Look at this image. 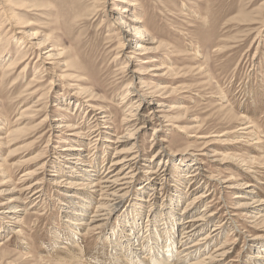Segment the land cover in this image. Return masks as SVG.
<instances>
[{
    "label": "rangeland",
    "instance_id": "374dc122",
    "mask_svg": "<svg viewBox=\"0 0 264 264\" xmlns=\"http://www.w3.org/2000/svg\"><path fill=\"white\" fill-rule=\"evenodd\" d=\"M5 4V14L0 16V204L19 195L25 185L39 182L43 177L45 181L44 196L39 201L31 203L26 198L29 194L25 193L15 205L9 204L15 209L28 207L27 212L2 219L5 208L0 206V264H87L89 260L94 264L107 263L112 233L114 237L123 234L124 238L128 233L127 228L122 232L118 230L123 210L135 204L147 205L150 210V202H139V194L147 192L137 189L146 181L142 171L157 170V166L168 170L165 185L157 189L155 196L159 197H154L157 207H165L181 193L184 199L176 211L178 216L188 218L190 215L181 214L184 203L194 194H210L195 205L200 213L209 204L222 222V228L214 233L208 245L211 250L224 242L232 247L230 256L217 264H251L258 250L248 244L255 237L264 242V223H255V209L243 208V203L250 201L239 196L243 188L231 189L227 187L229 183L222 184V181L233 179L238 184L250 183L253 186L249 189L254 188L258 193L254 198L264 200V0H6ZM128 4H135L136 9L133 14L125 13L124 21L131 23L133 16H137L149 33L147 39L153 40L149 45L142 44L151 51L146 55H139L141 52L134 50V44L122 37L118 23ZM4 16L15 21L13 27L9 23L1 25ZM23 31L37 35L35 42L41 43L47 38L52 41L54 49L45 50L43 56L65 51L66 57L55 69L50 67L58 63L53 57L38 61L39 52L24 49L19 42ZM44 65L52 71L44 73ZM125 65H129V70L131 67L135 68L133 70L164 67V70L145 74L140 82H135L136 88L131 89L134 94L138 91L155 94V100L165 102V108L157 109L166 116L160 128L162 132L154 137L158 124L153 122L141 133L136 145L147 164L163 146L173 154V160L169 159L166 165H158L157 161L150 167L141 166L130 196L125 198L108 225L99 231L81 229L72 225L67 212L69 208H82L87 198L88 215H92L99 201L98 193L91 194L92 190L79 186L72 200L65 196L68 188L63 186L66 184L56 186L52 178L67 180V171L62 169L67 156L62 148L66 145L78 147L80 141H85L83 148L89 157V169L97 167L98 172L109 167L116 147L118 150L132 148L133 140L115 145L128 128V125L123 126L129 112V105L123 103L129 83L125 78ZM39 70L41 73L36 74ZM61 76L68 79L59 80ZM82 88L93 93L112 121L108 124L110 128L103 126L98 142L92 140V126L87 125L91 109L64 101L76 100ZM137 95L131 97H134L133 105L137 104ZM64 105H69L71 113L61 112ZM142 108L143 116L152 110L148 103H143ZM47 114L57 119H62L60 115L70 117L65 120L76 124L82 134L56 133L49 144L52 129L43 121ZM244 126L250 127L222 138H203ZM72 134L80 140L73 139ZM154 139L157 141L153 142ZM204 149L207 156H197ZM40 154L52 161L58 159L60 167L49 164L44 169L45 176L26 179L25 174L37 173L41 164H26V160ZM199 158L204 163L202 176H206L203 180L207 178L208 187L196 189L183 182L187 181L185 177L191 168L188 165ZM96 184L101 182L96 181ZM84 192L89 193L86 198ZM150 194L149 190L145 196L150 198ZM136 211H127L126 218H132ZM145 216H141L144 224ZM213 227L214 222H210L192 240L209 233ZM178 231L181 234L180 229ZM74 239L78 240L82 252L75 248V252L80 253L73 258L67 256V252L75 245ZM61 245L66 249L59 250Z\"/></svg>",
    "mask_w": 264,
    "mask_h": 264
},
{
    "label": "bare ground",
    "instance_id": "6f19581e",
    "mask_svg": "<svg viewBox=\"0 0 264 264\" xmlns=\"http://www.w3.org/2000/svg\"><path fill=\"white\" fill-rule=\"evenodd\" d=\"M117 2H122V0H117ZM5 3H6V0H0V12L1 10L4 9L5 7L4 5H6ZM135 9H136L135 4H128V6H126L122 11V16L119 19L120 22L118 23V25L121 28L123 39L130 43H133L135 46L133 47L134 50L141 52L139 53V55L140 54L142 55V53L143 54L145 53L144 55H146V52H151V51H149L148 47H143L142 44L149 45L150 43L153 42V40L149 38L147 39V37H149V33L140 24L142 22L141 19H138L137 16H133L134 18L131 20V23H128L124 21V17H123L125 13L133 14V11ZM4 14H5V11L3 10L2 13H0V16L2 17V15ZM12 21L13 20L10 21V19H8L7 16H4V18L2 19L1 25L5 26L7 23H9V25L13 27L12 23H14L15 21L13 22ZM18 24H19V21H18ZM21 34H22V38L19 39L20 40L19 42H21L22 47H24V49L25 47H28L29 50L38 51L39 52L38 61L41 62V61L50 59V57L51 58L53 57L54 59L58 60V63H54V64L52 63V66L50 65V63H48V65H50L52 69L53 68L55 69L56 64H59V62H62L63 61L62 59L66 57L65 51H59L58 54H54V55L47 54L48 56L46 57L43 56V55H46L44 53L45 50L54 49L53 48L54 45H52V41H50L49 38H47V40L44 42H41V43L35 42L37 40V35L35 34L28 35L29 33L27 32L25 33V31H23ZM116 58H119V57H116ZM136 61L137 63L143 62L141 60H136ZM42 67L44 68V73L52 71L50 67H47L46 65ZM129 68H130L129 65H125L124 67L125 69L124 73L127 74L125 75V78L129 80V83H128V89H127L128 94L126 95L123 101L125 105L126 104L129 105L128 106L129 109L127 107L129 112L126 114V117L124 118L125 120H123V126L128 125V128L126 130L127 132L125 133V136H123L121 140L119 139V141H116L115 145L122 144L123 142L129 143V142H132L133 140L134 144L132 148H129L126 150H118V147H116L114 155L111 157V159H109L110 160L109 167L104 172H101V171L98 172L96 169L97 167H93L92 169H89L91 168L89 159H88L89 157L87 156V154H85V149L83 148L85 141H80L79 143L80 146L78 147L66 145L65 147L62 148V152H65V155H67L66 157H64L65 161L62 162L63 163L62 169L67 171L66 174H68L67 176L69 178L67 177L66 181L63 179L59 181L60 179L52 178L53 183L56 186H59V184H66L63 186V187L68 188L67 190H65V193H66L65 196L69 197L70 199L72 198V200H74L73 197L77 196L78 190L75 188L79 186H85V188L88 191L92 190L91 194L98 193L99 201L95 203L97 204V206H96L95 211L92 212L93 213L92 215L89 216L88 210H87L89 209V202L86 196L89 193L84 192V196L86 200H85V203L81 206L82 208L80 209L69 208L70 210L67 212V214L70 215V216L68 215L70 222L71 223L73 222L72 225L74 224L80 228L81 227L88 228V230H94V231L102 230L104 226L108 225L112 216L118 213L117 211L123 205V201L125 200V198L127 196H130V191L132 190V187L137 182V179H139L138 175L141 172L140 170V168H142L141 166L150 167L152 166V164L156 163L157 161L159 162V164L157 163L158 165L162 163L166 165L165 163H167L169 159L173 160V157H172L173 154H169V152L166 151L165 147L163 146L155 153V155H153L152 160L149 161L150 164L149 162L147 164L146 163L147 160H144L142 158V156L140 155L141 151L137 150L138 147L136 145L139 137L141 136V133H143L148 128L149 124H152L153 122H156L158 124L157 128L154 129V137L156 136L158 132L161 131L160 128L163 127V123L166 121L165 120L166 116H163L162 112L160 113V111L157 109L161 107L165 108V102L155 100L154 99L155 94H149V93L147 94L143 91H138L137 93L138 95H137V94L132 93L131 91L133 90L131 89L136 88L135 86H136L137 80H139L140 82L142 76H144L145 74H148L150 71L153 72V71H158V70H164V67L157 66V67L150 68L149 70H144L142 68L140 69L138 68V70H133L135 69L134 67H131V69L129 70ZM39 72L40 70L37 71L36 74H39ZM65 79H68V77L61 76L59 80L65 81ZM69 80L71 79L69 78ZM54 83L52 84L54 85ZM72 86L73 85H71V87ZM126 87H127V84H126ZM77 95H78L76 96L77 98L74 97L76 98V100L74 101L73 99H70V98L65 99L64 101H67L69 105L72 104L73 102V103H76V106L80 105V107H82L85 105L86 107L91 109L90 110L91 120L87 125H90V127L92 126L91 127L92 133L90 134L92 137V140H94V142H98L100 140L99 137L103 134L101 131L102 128H104L103 126H105L106 128H110L108 124L112 122L111 118L108 116V112L105 111L104 107H102L99 104V101H97L98 99H96L93 96V93L91 91L89 92V90L82 88L79 90ZM136 95L138 99L137 104L133 105L132 101ZM132 96L134 97L131 98ZM83 97L86 99H84ZM154 101H157V102L155 103ZM143 103H146V104L148 103V105L152 106L151 108L152 110L149 111V113L144 116L141 113V111L145 107L144 105V107L142 108ZM69 105L62 106L60 108L61 112L64 111L67 113H71L69 111L70 110ZM54 107H57V104H55ZM80 109L81 108H79V110ZM60 117H62V119L61 118L57 119L51 116L50 114H47L45 119L43 120L49 123V126L52 129L51 135L48 141L49 144L52 141L51 136H54L56 133L64 134L65 132L72 131V132H75L73 134H77L78 136L82 134L81 130L78 129V126L76 124H72L70 123V121H66L70 117L68 118L67 116L68 119L65 118L64 115H60ZM63 119L64 120L66 119V120L64 121ZM103 123H105L106 125H103ZM249 127L250 126H244L232 132L225 131L221 134H213V135L206 136L203 138H210V137L211 138L212 137L222 138L234 132L238 133L239 130L248 129ZM73 134L70 135L72 136L73 139L80 140V138H78L77 135H73ZM155 141H157V139L153 140V142ZM88 143H89V140H88ZM203 151H206V150L205 149L202 150L201 151L202 153H200V155H197V156H207V154ZM194 156L192 157L193 159H195ZM57 160L58 159H54V161H52L51 159L47 158L44 154L30 156L26 160V164H31V163H41V164H40V167L37 168V173H26L24 177L28 179V178H32L33 176H39V175L45 176L46 175L45 168L49 164L50 165L55 164L54 166L60 167L61 164L57 163L60 161H57ZM202 161L203 160L199 158V160L197 159L194 163L191 162L192 166L191 164L188 165V167H191L190 171L187 173L188 175L186 177L185 175H183L188 181V182L185 181L183 183H187L188 186H190L191 188L196 187V189H199L200 187L205 186L207 183L206 181L207 178L205 181L203 180L206 176H204V178L202 176L204 173V167H203L204 163ZM177 165L178 167L180 168L182 167L183 169L187 168V166H182L180 164H177ZM125 168L126 170H124ZM93 169L94 170L96 169V171L94 172ZM73 170L77 171V173L76 174L72 173ZM3 174H5V172H3ZM142 174L144 175V178L146 179V181L145 183L139 185L137 191L148 193V191L150 190L152 194H150L149 196L150 198H147L145 196L147 193L145 195H143V193L139 194L140 201L139 200L138 201L139 202L144 201L146 204L150 202V210H148V208L146 207L147 205L143 206L141 204L140 206H137V204H135L134 207L130 205L129 210L128 209H126V211L123 210V215L120 216L119 223H118L119 224L118 227H121V228H119L118 230L122 232V230L124 231V229L127 228L128 233L125 238L123 237V234H121L118 237H114L115 233H112L114 236H112V241L110 242L112 243V248L110 249V254L108 255V258H107L108 261L107 263L103 262L101 264H217L225 260L230 254L231 249H232V247H230L228 243L224 242L222 245H216L214 248H212L213 250H211L210 246L208 245V243L211 241V238H214V233L222 228V225H221L222 222L219 221L220 218L218 217V213L212 212L211 206H209V204H206L205 207L201 211H199L200 213H197L195 209V205L199 202H202V199H204V197L210 196V194H205L202 192L194 194L192 198H190L189 200L186 201V203H184L185 205L183 206V208H180V209H183L181 214H186L190 216L188 218H185L184 216H178L176 209L178 210L179 205L184 199L183 194L179 193L176 196V200H173V199L169 200L168 204L163 208H161L162 206L157 207L156 200H154L155 199L154 197L156 198L159 197V195L155 196L159 190V187H162L163 185H165L163 184V182H166L167 180L168 170L157 166V170H154L152 168H149L148 170L145 169L144 171H142ZM161 177H163L164 179L162 180ZM44 181H45V177H43V179L41 178L39 182L34 181L35 183L33 184L25 185L24 189L22 186L23 190L19 192L20 193L19 195L16 194L17 196L11 197L8 202L0 204L1 208H5V210L2 212L3 215L1 216V218L10 219L16 214H19V213L22 214L24 212H27L28 207H25V206H21L20 208L15 209L14 202L21 200L22 199L21 197L25 195V193L29 194V197H26V198H29L31 203L37 202L40 199H42V197L44 196V188H43ZM96 181H100L101 184L97 185ZM201 181H204L203 185H199ZM232 181L233 179L223 180L222 184L229 183L228 184L229 186L227 187L231 189L232 188L234 189V187L235 188L241 187V189L243 188L244 191H242L239 196H241V198H244L246 200H250V201L243 203V208L255 209L257 211L255 216H253L255 218L254 219L255 223L257 221H259L258 225L261 222L264 223V200L261 198L260 199L254 198V196H257L258 193L255 192L254 188L249 189L253 185L250 183L238 184L237 180L236 182L234 181L232 182ZM237 185H240V186H237ZM97 187H99L98 188L99 190H96ZM143 198H146V199H143ZM12 202L14 203V205H9ZM151 206H155V208L153 207L151 208ZM131 209H132V212H133V209L137 211L135 214L133 213L132 218L127 219L126 217L129 215H127L126 212L129 211L128 213H130ZM80 211H82V213ZM252 215H253V212H252ZM141 216L146 217V220L144 221L145 224L141 221ZM210 222H214V227L210 230V232L208 231L209 233L205 235H201L197 237L195 240H192L193 237L197 233L202 232V230L206 228ZM178 229H180L181 234H178L179 233ZM237 229H238V226H237ZM177 236H179L180 238H178ZM189 239H191V241H189ZM73 241L75 245L73 246L72 244L71 249L69 247L70 250L69 251L67 250L68 252L66 251L67 256L68 255L72 257L73 255L77 256V254H79L81 251L80 247L78 248V243H77L78 240L74 239ZM261 242L258 240V238L255 237L248 244L250 248L254 250H258V253H256L253 259L250 260L251 264H264V244H263L264 242H262V245H260L259 243ZM75 248L76 249L78 248L80 250L78 251L79 253L75 252ZM63 249H66L65 245L59 248V250H63ZM70 256L69 258L71 259ZM63 259H66L64 258V255H63ZM76 260L78 261V259ZM91 261L90 260L87 261L88 262L87 264H94Z\"/></svg>",
    "mask_w": 264,
    "mask_h": 264
}]
</instances>
